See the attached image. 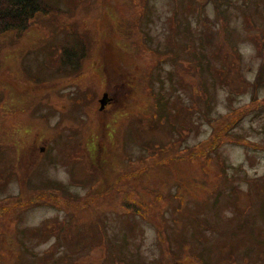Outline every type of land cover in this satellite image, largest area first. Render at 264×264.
<instances>
[{
	"label": "rangeland",
	"instance_id": "1",
	"mask_svg": "<svg viewBox=\"0 0 264 264\" xmlns=\"http://www.w3.org/2000/svg\"><path fill=\"white\" fill-rule=\"evenodd\" d=\"M132 1L0 36V264H264V0Z\"/></svg>",
	"mask_w": 264,
	"mask_h": 264
},
{
	"label": "trees",
	"instance_id": "2",
	"mask_svg": "<svg viewBox=\"0 0 264 264\" xmlns=\"http://www.w3.org/2000/svg\"><path fill=\"white\" fill-rule=\"evenodd\" d=\"M55 1H57V0H53V3H55ZM136 1H137V3H134L132 1L133 6L135 7L134 11H137V14L132 19L133 20V27H134V32H136L137 40L139 39V43H138L139 46L144 47V50H145V49H147L146 48V38L147 37H146V33L144 31H142L141 26H142L143 19L146 18V13H148V8H146L145 5H141L139 3V0H136ZM53 3L50 2V0H0V36L6 32H8V33L16 32L18 34L22 33L23 31H25L29 27V25H31V22L33 21V19L36 17L37 14H44V15L49 14L51 12ZM183 19L185 20V23L184 24L182 23V24L186 26V22H187L186 17L183 16ZM206 19H208V18L206 17ZM204 23L209 24L208 22H204ZM186 30H187V26L184 28V33ZM188 30L190 31V27H188ZM223 30L224 31L229 30L228 25H226L225 29H223ZM186 35H188V34L186 33ZM72 38H74V34L72 35ZM200 41L204 42L202 39H200ZM73 43H74V46L70 45L68 48H66L65 49L66 51H64V54L60 57L61 66H62V68H60V71H64L65 67H67L68 70H75L76 68H78V64L80 63V59L81 58L83 59L84 55L87 52L86 50L82 49V47H83L82 45H79V44H84L83 40H78L77 38H75ZM204 44H205V42H204ZM206 45L207 46L209 45L208 41H207ZM223 45H225V44L223 43ZM225 46L229 48V50L231 51V54L233 56H235V58H237V59L240 58L241 55L237 51V49L235 48L234 45L227 43ZM79 49L81 50V53L77 54V50H79ZM68 50H70V51L68 52ZM177 51H178V53L184 52L186 55H188L190 57H194V54L196 53V48L190 44H187L186 46L179 48ZM178 53L175 51L173 56H177ZM252 99H253L252 103L253 102L258 103V102L262 101L261 99H257L256 95H253ZM245 110L246 109L243 110V113L245 112ZM243 113L242 114L240 113L238 116L234 117L227 124V126L224 127V129L216 136L217 138H216L214 144L211 146L212 151H214L218 148L217 141L221 140L222 136L225 135L232 128V126L235 125L236 120L237 119L239 120L242 117ZM209 153H212V152H209ZM40 190L41 191L39 193L36 192L35 196L27 198V199H29V201L28 200L27 201L26 200H19V202H17L16 204L9 205V206L13 207L11 210L21 208V207L23 208V205L25 207L30 206L33 203H36L38 201L37 197L44 195L46 193L56 194V192H57L56 189H54V190L52 189L49 191L48 189H44L43 187ZM57 196H59V195H57ZM65 198H66V200L70 199L69 197H66V196H65ZM72 200H74V198H72L71 201ZM197 224H199L201 226V228H204V226H206L205 229H209V226L206 225V223L201 221V220H198ZM238 229H239V227H238ZM233 235H235V234H233Z\"/></svg>",
	"mask_w": 264,
	"mask_h": 264
},
{
	"label": "water",
	"instance_id": "3",
	"mask_svg": "<svg viewBox=\"0 0 264 264\" xmlns=\"http://www.w3.org/2000/svg\"><path fill=\"white\" fill-rule=\"evenodd\" d=\"M106 97V94L103 95V99L102 100H99V103H100V108L102 109L103 108V105H104V98ZM177 264V263H175Z\"/></svg>",
	"mask_w": 264,
	"mask_h": 264
}]
</instances>
